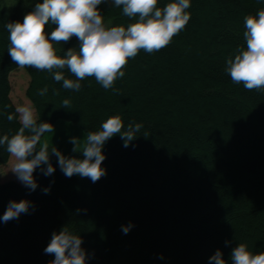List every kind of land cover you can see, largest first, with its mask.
Wrapping results in <instances>:
<instances>
[{"label": "trees", "instance_id": "trees-1", "mask_svg": "<svg viewBox=\"0 0 264 264\" xmlns=\"http://www.w3.org/2000/svg\"><path fill=\"white\" fill-rule=\"evenodd\" d=\"M37 2L0 0V136L20 126L7 120L17 107L10 75L20 67L8 55L4 26L22 22ZM98 7L113 26L133 22L122 8ZM261 8L264 0H191L185 29L162 50H141L130 59L115 82L118 93L94 77L81 81L79 91L66 90L51 73L24 68L38 122L65 121L86 133L120 115L125 128L131 122L143 127L128 148L119 136L105 144L107 174L96 183L66 178L55 156L52 176L34 173L35 191L13 179L0 183V217L12 200L35 208L0 222V264H49L54 256L43 250L64 226L81 236L88 264H208L217 249L231 264L239 243L264 252V93L233 84L225 72L226 58L245 45L244 17ZM78 44L73 37L60 47ZM10 158L0 146V168ZM130 222L124 234L121 226Z\"/></svg>", "mask_w": 264, "mask_h": 264}, {"label": "clouds", "instance_id": "clouds-1", "mask_svg": "<svg viewBox=\"0 0 264 264\" xmlns=\"http://www.w3.org/2000/svg\"><path fill=\"white\" fill-rule=\"evenodd\" d=\"M109 3L122 8L123 16L131 23L112 25L105 21L98 6ZM191 0H169L163 6L159 0H42L25 14L23 21L5 24L8 32V55L20 68H33L51 73L56 82H62L66 90L79 91L81 81L94 77L105 90L115 88V82L125 76L123 70L130 59L141 50L153 54L170 45L173 38L183 31L191 19L187 11ZM54 25L48 31V26ZM245 45L238 47L234 55L226 58L225 72L233 84H242L246 90L264 93V8L255 15H246L243 21ZM75 37L78 47H60ZM62 53V55H61ZM70 74L68 78L65 73ZM47 86L40 89V96L46 95ZM68 109V99L62 101ZM7 120H18L19 128L14 134L0 136V146L14 159L10 171L29 192L35 191L38 183L34 173L37 169L45 177L52 176L56 168L51 157L57 158L58 166L66 178L76 175L98 182L107 174L103 162L105 144L115 136L128 148L137 139L143 125L131 122L125 128L120 115L109 116L99 128L88 131L81 137H71L73 153H82L83 158L64 155L52 142L44 140L47 134H54L55 127L49 122H38L33 105H20L15 113H9ZM43 141V142H42ZM50 193V187L42 189ZM35 210L26 200L9 201L0 222L19 219L22 214ZM77 212H80L77 209ZM134 225H122L127 234ZM226 245L229 243L225 242ZM79 234L68 226L53 232L44 254L54 256L49 264H88L91 258L82 247ZM163 258L162 256L160 257ZM231 264H264V252L254 254L246 243H239L230 253ZM208 264H227L221 250L217 249Z\"/></svg>", "mask_w": 264, "mask_h": 264}, {"label": "rangeland", "instance_id": "rangeland-1", "mask_svg": "<svg viewBox=\"0 0 264 264\" xmlns=\"http://www.w3.org/2000/svg\"><path fill=\"white\" fill-rule=\"evenodd\" d=\"M10 82L12 85L11 98L16 106L20 105H32L31 100L27 96V90L30 83V76L24 68L15 69L10 75ZM55 132L47 134L44 140L49 144L52 142L58 146L60 151L66 156H76L77 158H83L80 153H73V145L69 142L71 137H83L85 132L82 128L75 124L59 121L55 126ZM43 142V141H42ZM14 164V159L11 157L9 162L0 168V183L9 181L11 179L17 180L15 175L10 171ZM18 181V180H17Z\"/></svg>", "mask_w": 264, "mask_h": 264}]
</instances>
